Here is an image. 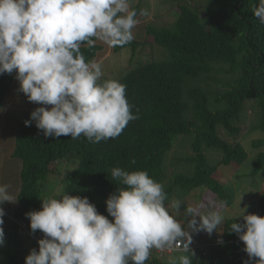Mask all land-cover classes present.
I'll use <instances>...</instances> for the list:
<instances>
[{"label": "trees", "instance_id": "1", "mask_svg": "<svg viewBox=\"0 0 264 264\" xmlns=\"http://www.w3.org/2000/svg\"><path fill=\"white\" fill-rule=\"evenodd\" d=\"M173 1L179 12L173 27L146 29L155 44L165 50L164 59L141 62L137 57L141 43L135 39L114 47L115 52L132 48L130 70L116 80L126 86L127 101L138 117L129 121L119 136L99 143L83 135L75 140L70 136L46 138L34 121L29 126L25 124L34 110L21 111L12 154L22 163L14 218L25 221L37 239L44 238V234L40 230L32 232L26 213L42 210L41 198H60L63 194L88 197L98 212L111 220L106 200L118 187H124L112 180L111 170L115 167L129 172L146 171L163 185L165 206L180 201L179 211L185 216V208L198 207L195 202L185 203V197L192 194L199 201L211 191L225 205L233 203L232 195L214 176L219 166L241 165L248 158L241 141L249 134H244V123L251 116L242 115L249 104L256 116L252 124L257 123L252 129L264 132V24L251 11L258 0H206L202 13L196 0ZM143 7L139 2L132 8L139 12ZM147 8L152 10L149 3ZM99 49L81 46L86 61L96 59ZM15 79V71L0 75V112ZM191 134L195 135L192 154L180 162L192 165V173H179L167 181L168 155L180 136ZM253 146H264V140ZM212 150L220 154L216 162H210L207 156ZM65 163L67 170H72L62 174L58 168ZM263 166L262 152L254 159V167L258 171ZM260 200L258 215L264 217V194ZM177 212L172 211L175 218ZM233 222L240 223L228 220L227 228ZM9 231L11 264H25L39 240L25 247L17 222ZM225 240L206 254L193 250L196 264H245L249 258L238 234L229 228ZM145 264L164 263L158 257H149Z\"/></svg>", "mask_w": 264, "mask_h": 264}, {"label": "clouds", "instance_id": "2", "mask_svg": "<svg viewBox=\"0 0 264 264\" xmlns=\"http://www.w3.org/2000/svg\"><path fill=\"white\" fill-rule=\"evenodd\" d=\"M251 11L264 24V0H258ZM149 15L146 9L132 8L131 0H0V75L15 71L19 90L30 102L42 105L32 111L26 126L34 121L46 138L70 136L75 140L83 135L99 143L119 136L129 121L138 118L127 101L126 86L117 80L101 82V62L86 61L81 46L100 47L98 55L104 47L114 51L133 39L145 45L148 25L144 40L134 37V28L140 23L138 17ZM246 113H250L247 107ZM111 177L124 185L106 200L111 220L88 197L41 198L42 210L26 213L32 232L44 234L37 239L13 213L4 249L10 262L9 230L17 222L25 247L39 240V250L32 249L25 264H145L149 257L166 264L170 255L179 256L170 257L169 264H196L193 250L206 254L213 246H221L227 242L229 228L244 242L249 258L245 264H264V217L245 214V209L239 216L244 222H233L227 228L232 219H224L221 210H232L233 203H223L220 210L207 207L206 213L199 205L189 206L184 209L188 221H183L168 211H179L181 202L165 206L163 185L146 171L115 167ZM9 187L0 184V205L16 201L17 208L18 196L14 200ZM4 215L0 207V246L5 243ZM200 234L207 240L192 244V238L198 240Z\"/></svg>", "mask_w": 264, "mask_h": 264}, {"label": "rangeland", "instance_id": "3", "mask_svg": "<svg viewBox=\"0 0 264 264\" xmlns=\"http://www.w3.org/2000/svg\"><path fill=\"white\" fill-rule=\"evenodd\" d=\"M139 2L142 3V6H144L143 9L149 11L150 15L149 17H138L140 19V23L134 28V37L137 38V40H144L143 32L147 25H150V28L153 27L160 29L163 27L172 28L176 23L179 12L177 3H174L173 0H131V7L136 6ZM205 2L206 0H196L197 7L201 13L204 12L203 8ZM147 3L151 5L152 10L151 8H147ZM203 17L204 16L202 15V18ZM144 43L145 45L141 44L138 48L140 51L137 52V57L140 58L141 62L150 63L164 59L165 50L155 44L153 37L149 36L145 38ZM132 52V48L130 47L124 48L120 52H114L113 47L108 49L104 47L95 59L102 64L103 76L101 78V82L104 80H116L124 76L130 70L129 62ZM19 89L20 82L16 79L14 86L9 93H7L4 102L5 107L0 114V184H7L10 186V184H12L10 181L14 180V184L19 185L20 190L21 181L19 171L21 168L19 167L22 163L19 159L12 156L15 145V135L13 134L21 116V111L35 110L42 105L30 102L27 99V96ZM46 107L50 108L51 106ZM247 108L250 112L249 115L251 116V119L246 120L244 123L246 129L244 134L250 132L252 129V121L256 119V116L254 117V108L251 107V104H249ZM242 113L243 117H246V108ZM254 124L257 125L256 122ZM244 136L245 139L243 140V144L249 154L247 160L241 165L236 164L232 166H220L214 176L217 180L219 179L223 183L224 189H226V191H228V193L233 197V207L231 206L233 209L225 210L223 208L221 210L224 219H234L240 223L244 222L243 217L239 216L244 213L245 209V214H258L260 212V198L261 195L264 194V166L258 171H256L254 167V159L260 152L264 153V146H253L255 140L264 139V132L261 130H253V132ZM194 138L195 135L191 134L180 136L177 139L175 147L168 155L167 181H169L170 177L179 173H192V165H185L180 162V159L186 158L188 155L192 154L191 144L194 141ZM207 156L210 159V162H216L221 158L220 154L213 150L207 152ZM75 167L76 166L73 165V169ZM67 168L68 166H66L65 163L59 165L58 169L62 174H66L72 170V167L69 170H67ZM53 177L54 175L51 178ZM12 187L13 185L9 187L10 194L12 192ZM59 189H61V192L62 188L60 186L58 188L57 186L56 190L58 192ZM192 199L196 201L195 203L199 205L201 212L204 213L209 212L204 211L207 207H210L213 210H220L221 207L224 206L223 202L219 199V196L210 191H207L204 197L199 199V202L195 198V194L185 197V200H187L189 205L191 204ZM215 202L217 203V206H215ZM168 211L170 214L172 213L170 209H168ZM177 214L183 221H188V217L185 216L183 211H178ZM183 225H185V223H183ZM200 232L203 233L206 231L201 230ZM25 240L29 239L25 237ZM206 240L207 237L200 234L198 236V240L192 238V244L196 242H205ZM30 246L31 243L28 244V247ZM35 249L38 251L39 246L37 245Z\"/></svg>", "mask_w": 264, "mask_h": 264}, {"label": "crops", "instance_id": "4", "mask_svg": "<svg viewBox=\"0 0 264 264\" xmlns=\"http://www.w3.org/2000/svg\"><path fill=\"white\" fill-rule=\"evenodd\" d=\"M10 182L12 183V184H10V186L13 185L11 195L13 196V199L16 200L17 194L19 193V185L14 184V182H15L14 180H12ZM0 207H3V209L5 210V215L3 217L4 224L2 225V227L4 229V234H5L4 235L5 243L2 246H0V264H11L10 258L4 253V249H6V246L8 243L7 231H8L10 224H11V220H12L11 216H13V213L16 209V201L15 202H5L3 205H0ZM173 256H179V255L168 256L165 260V263L169 264V259H170V257H173Z\"/></svg>", "mask_w": 264, "mask_h": 264}, {"label": "bare ground", "instance_id": "5", "mask_svg": "<svg viewBox=\"0 0 264 264\" xmlns=\"http://www.w3.org/2000/svg\"><path fill=\"white\" fill-rule=\"evenodd\" d=\"M27 230L29 231L28 227H27Z\"/></svg>", "mask_w": 264, "mask_h": 264}]
</instances>
